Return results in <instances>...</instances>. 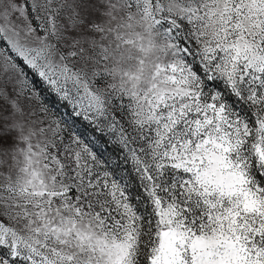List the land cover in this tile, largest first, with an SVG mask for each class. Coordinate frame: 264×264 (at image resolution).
I'll return each mask as SVG.
<instances>
[{
	"label": "snow or ice",
	"instance_id": "6c2138e0",
	"mask_svg": "<svg viewBox=\"0 0 264 264\" xmlns=\"http://www.w3.org/2000/svg\"><path fill=\"white\" fill-rule=\"evenodd\" d=\"M0 264H264V0H0Z\"/></svg>",
	"mask_w": 264,
	"mask_h": 264
}]
</instances>
